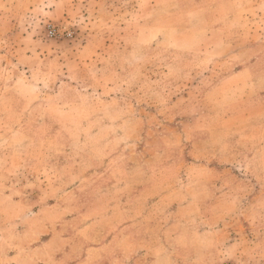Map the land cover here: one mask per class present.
I'll return each instance as SVG.
<instances>
[{"label":"rangeland","instance_id":"1","mask_svg":"<svg viewBox=\"0 0 264 264\" xmlns=\"http://www.w3.org/2000/svg\"><path fill=\"white\" fill-rule=\"evenodd\" d=\"M54 1L0 0V264H55L42 260L60 255V246L68 247L69 242H85V226L94 223L100 231L116 219L110 212L117 207H124L128 218L134 217V209L145 207L160 215L186 188L185 178L195 180L202 174L198 167H187L185 160L204 156L198 139L204 141L201 150L208 156L217 152L216 160L232 148V158L246 162L251 149L243 147L244 136L236 130L260 125L250 119H226L221 132L193 133L200 119L192 101L203 92L190 85L204 72L166 67L172 56L160 53V48L171 46L176 33L169 32L167 45L147 44L148 34L157 36L160 30L149 29V19L144 18L148 9L136 5L139 0H114L106 7H99L97 0L90 7L86 0H61L62 5ZM167 2L160 0L153 15L177 10ZM92 13L95 26L105 24L104 38L95 42L97 49L85 50V24L93 19ZM5 18L11 20L7 31ZM137 36L141 41L134 39ZM257 36L252 47L259 53L247 59L250 66L242 72L254 79L255 87L222 93V101L255 94L264 105V37ZM199 44L191 47L198 49ZM144 46L157 50V55L146 53ZM212 58L202 64L212 65ZM222 70L217 75L226 74ZM210 80L207 77L205 83ZM220 104L215 99L200 107L223 116ZM229 129L232 135L224 133ZM249 173L231 165L217 175L229 183L218 186L226 196L219 202L221 210L237 200L241 205L240 199L228 197L240 188L247 192L242 180ZM257 189L260 192L252 190L257 195L252 204L262 212L247 224L264 221V198L258 197L264 195V185ZM241 200L242 209L250 206L246 198ZM242 215L238 210L218 220L219 228L230 224L238 240L236 247L218 248L217 264H246ZM97 233L95 239L102 241ZM217 233L221 244L228 241L227 233ZM206 249L190 257L203 259Z\"/></svg>","mask_w":264,"mask_h":264},{"label":"crops","instance_id":"2","mask_svg":"<svg viewBox=\"0 0 264 264\" xmlns=\"http://www.w3.org/2000/svg\"><path fill=\"white\" fill-rule=\"evenodd\" d=\"M110 1L114 0H97L96 3L99 7H106L111 6ZM144 1L142 4L139 0L136 5L139 7L144 5L148 9L149 18H144L149 19L147 23L149 29L160 30L157 36L153 35V32L148 34L146 43L152 46L158 43L167 45L170 42L169 32L176 33L171 38V46H167L168 48L164 50L163 47L160 48V53H168L172 56L166 67L179 69V66H184L191 72L195 68L204 72L202 77L190 85L202 87L203 92L198 99L192 101V105H198L196 116L200 119L193 133L200 135L217 130L221 132L226 119H232V121H241V118L244 119L243 121L250 119L251 124L260 122V125H250L236 130V133L244 136L246 144L243 147L251 149V154H248L244 162L242 159L232 158L234 150L231 148L229 151L226 149L225 155L219 156V160H216L217 152L214 151L213 156L212 154L208 156V152L201 150L204 141L198 139L196 145H198L199 153L204 156L196 159L187 156L185 160L187 167H198L202 170V174L198 173L195 180L185 178L182 184L186 188L175 201L168 203V207L159 211L160 215L157 211H151L152 209L145 207L134 209V217L128 218L126 216H129V212L124 207H117V211L110 212L116 215V219L110 223H104L100 231L94 223L85 226L88 229L85 242L79 239L74 244L69 242L68 247L64 245L61 249L60 246L59 249L63 253L47 260L44 258L42 261L47 262L52 259L55 264H217L218 248L236 247L238 240L237 231L230 228V224L219 228L218 220L222 216L234 214L239 210L241 215L245 214L244 217L242 215L241 225L247 236L245 248H248V252L244 254L245 262L246 264H264V221L259 220L258 223L250 221L247 224L248 219L257 220V215L262 212H259L258 208H253L252 202L257 195H253L252 190L260 192V189H257L258 186L264 185V118H262L264 110L260 114L257 113L259 108L264 109V105L255 94L232 99L229 96L228 101H222V93L236 91L239 86L255 87L252 81L254 79L245 77L242 72L250 66L247 59H251V55L258 52L252 47V39L260 38L258 34L264 37V0H167L166 4H173L177 10L157 17L153 13L156 10L155 6L161 5L158 4L160 0ZM56 3L62 5L61 0L54 1V4ZM96 3L95 0H86L85 5L90 7ZM72 7L73 4L70 9ZM92 17L93 19H89L85 24L88 30L84 32L83 48L85 50L93 49V47L97 49L95 42L104 36L105 24L95 26L97 20L93 13ZM5 19L4 26L7 31L10 29L8 27L11 20ZM179 30L180 33H178ZM134 39L141 41L140 36ZM193 43H200L198 49H195L196 46L191 47ZM141 46L140 42V48ZM187 46L189 50H186ZM238 46L245 49L239 50ZM142 48L146 53L157 55V50L153 52L147 51L146 46ZM208 56L213 57L211 60L213 64H202ZM221 69H225L222 72L226 74L217 75ZM238 76H241L239 81ZM207 77L211 80L206 84ZM219 87L222 89H220L221 92ZM215 99L223 103V105L220 104L224 112L223 116L219 115V112L210 115L209 107H200ZM46 118H49L48 115ZM224 133L232 135L234 131L229 129ZM239 142H241L240 138ZM226 155L228 160H223L226 159ZM231 165L243 167L250 172L244 178L245 180H242L248 184L245 189L247 192L240 188L234 191L232 197L227 196L228 200L240 199L242 206L241 199L246 198L250 206L244 208V213L242 208L245 206L238 204V200L233 206L230 204L224 207V210H221L219 206V202L226 196L219 193L218 186L229 183L221 180L217 175ZM8 179L9 176H6L5 181ZM134 183L139 185L141 181H134ZM239 186L237 185V188ZM4 194L8 196L7 193L4 192ZM120 197L118 196L117 200H120ZM258 197L262 199L264 195L260 193ZM140 198V195H133L134 200L140 201ZM146 214L149 215L148 220L144 218ZM217 231H221L222 234L227 233L228 241L221 244ZM97 232L100 233L102 241L95 239ZM53 240L50 238L48 241L54 243L52 246H56ZM200 248H207L203 259H194V255L190 257L192 254L196 255Z\"/></svg>","mask_w":264,"mask_h":264}]
</instances>
